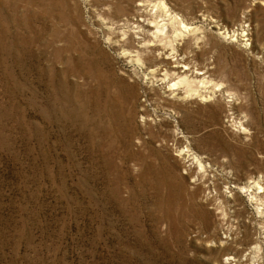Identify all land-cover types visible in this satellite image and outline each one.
I'll list each match as a JSON object with an SVG mask.
<instances>
[{
  "label": "rangeland",
  "instance_id": "374dc122",
  "mask_svg": "<svg viewBox=\"0 0 264 264\" xmlns=\"http://www.w3.org/2000/svg\"><path fill=\"white\" fill-rule=\"evenodd\" d=\"M123 1L0 0V264H264V0H178L184 73Z\"/></svg>",
  "mask_w": 264,
  "mask_h": 264
},
{
  "label": "bare ground",
  "instance_id": "6f19581e",
  "mask_svg": "<svg viewBox=\"0 0 264 264\" xmlns=\"http://www.w3.org/2000/svg\"><path fill=\"white\" fill-rule=\"evenodd\" d=\"M180 1L178 0H124L123 3H121L119 6L116 20H118L119 22L121 21L122 23L128 25L126 36L127 38L131 37V39L134 40L135 44L137 45V47L132 49L134 50V53L137 52L138 48H145V50L147 49L148 51L152 52L153 57L151 56L150 57L155 62V65L156 64L158 65L157 66L158 69L160 67L159 65L162 64V65H166V68L169 67L172 70L178 71L180 73L182 72L184 73V71H186V69L190 66L187 67L186 66L187 64L185 65L184 63V59H185L184 57H187V55L186 56L183 55L184 44H182L183 39L180 40L182 38L181 30L186 31L189 28L193 30L192 29L193 27H194V30L196 29H195V25L189 24L190 23L189 20H188L189 22L188 23L187 19L183 18V16H177V13L178 15L181 14L179 10H182V8L180 7L181 6ZM213 26L219 29L218 32H223L225 33V35L227 34L229 36L235 34L236 36V33H237L236 31L232 30V33L230 34L229 31L224 27V25L217 21L213 24ZM242 26L244 25H240V28H239L240 37H243V34L248 32V31H245L244 29L242 30ZM187 33L189 32L187 31L184 34H187ZM183 37L185 38V36ZM163 38L165 39L167 38V40L174 41L175 53H173V51L172 53L175 56L173 58L172 57L170 58L169 56V53H171V51L168 50V47L165 46V44L161 43V40ZM243 38H246V37H243ZM157 67L153 66V67H150V68L148 67V68L151 71ZM188 70H191V68L190 69L188 68ZM193 72L196 73L195 75L202 73L201 70H193ZM161 73H163V71H161ZM180 80H182V78ZM171 85H176L175 81L167 83L165 87H163L164 84H162V87L168 93L170 92L173 95H175V99H178V98L182 99L183 93H182V90H180L181 88L179 89L176 86L171 87ZM169 89L170 90L172 89L173 91H169ZM247 189L252 192V197L258 200L259 199L258 193L259 192L264 193V175L262 174L257 179L252 180L251 183H249V187ZM239 261L240 259L233 258L232 256H227L225 258V264L226 262L229 264H238Z\"/></svg>",
  "mask_w": 264,
  "mask_h": 264
}]
</instances>
